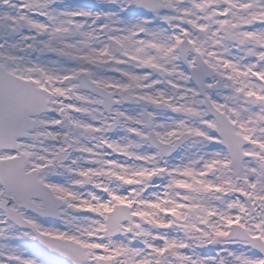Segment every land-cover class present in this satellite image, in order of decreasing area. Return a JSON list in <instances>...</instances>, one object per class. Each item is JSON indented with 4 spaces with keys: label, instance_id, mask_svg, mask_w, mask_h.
<instances>
[{
    "label": "snow or ice",
    "instance_id": "snow-or-ice-1",
    "mask_svg": "<svg viewBox=\"0 0 264 264\" xmlns=\"http://www.w3.org/2000/svg\"><path fill=\"white\" fill-rule=\"evenodd\" d=\"M0 264H264V0H0Z\"/></svg>",
    "mask_w": 264,
    "mask_h": 264
}]
</instances>
